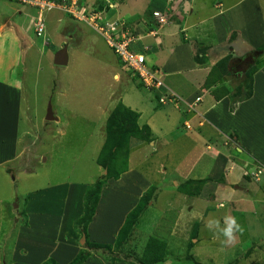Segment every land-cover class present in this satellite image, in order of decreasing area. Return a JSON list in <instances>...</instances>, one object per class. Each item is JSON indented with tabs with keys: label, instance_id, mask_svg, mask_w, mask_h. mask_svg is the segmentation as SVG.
Segmentation results:
<instances>
[{
	"label": "rangeland",
	"instance_id": "obj_1",
	"mask_svg": "<svg viewBox=\"0 0 264 264\" xmlns=\"http://www.w3.org/2000/svg\"><path fill=\"white\" fill-rule=\"evenodd\" d=\"M111 1L115 4L116 11L108 10L107 13L109 15L116 13V18L119 21L123 20L124 26L133 31H137L138 27L140 30V18L148 16L149 6L143 7V0ZM176 1L178 0H173L169 4L171 0H168L167 4L174 9L175 6L172 4ZM193 1V5L200 3L199 0ZM234 1L222 0L221 10L227 9ZM256 1V6L252 4H250L252 7L239 6L236 7L238 10L233 11L235 16L240 15L242 24L233 31L232 28L228 29L227 36L233 32L234 36L229 38V43L224 42L226 44L222 47L225 49L226 45L230 44L236 54L234 57L230 54L226 56L228 69L226 73H223L222 65L216 69L222 73L221 77L225 74L223 76L232 79V89L230 88L228 94L231 108L237 101H241L240 94H246L248 91L252 94V74L264 54L263 14L262 18L256 17L250 20L251 22L247 21L252 17H249L252 11L254 14L260 9L264 11V7L259 8L260 3L264 6V0ZM248 2L250 3V0ZM93 3L94 0H90V5ZM209 3H205L200 10L201 14L206 15L209 12L217 14L218 9L213 8L212 4L209 6ZM168 7H162L161 11L171 15L170 19L172 17L173 22H178V18L182 17L181 13L177 11V14L173 15ZM17 8L23 9L22 14L16 13ZM30 14L27 6L11 0H0V23L4 25L2 29L4 31L9 29L16 37V50L19 51L13 70H20V77L15 71L10 74V77L20 82L17 87L18 94L6 97L4 95L6 90L4 88L0 90L1 131L7 129L9 122L1 109L5 97L10 100L9 105L12 108L15 106L17 112V123L9 127L8 132L13 136L11 138L13 140H0V264H41L48 258H52L58 264H65L78 251H88V256L82 264H140L138 257L142 258L140 253L145 241L152 236L158 240L165 238L163 239L165 259L156 264H252L251 257L258 255L260 258L258 263L264 264V241L259 242L264 240V174L257 180L251 179L258 187L249 190L256 200L249 202L248 210L252 211L251 213L254 211L257 218L256 222L253 221L247 226L257 232V236L251 237L252 232L247 231L244 224H237L238 221L235 222L234 228L230 227L229 221L232 222L230 215L224 216L226 222L224 221L219 211L225 209L228 203L215 205L212 203L207 205L210 206L208 209L205 203L209 201L205 199L210 192L207 190L203 196L204 203L197 207L204 215L206 212L211 213L207 217L210 223L201 230V218L198 220L189 217V220L180 219L177 226H171L175 217H168L167 214L172 211L167 212L166 207L174 200L177 202L183 195L179 191L174 192L175 188L181 189L182 183L176 182L180 175H176L166 187L161 180L168 179L172 173L179 172L178 170L185 171L187 163H190L189 154L175 152L174 156L178 158H174L172 169L170 170L171 164L167 168L165 164L162 165L166 172L171 173L163 175L159 172L161 157L158 153L152 154L148 152L150 148L144 146L141 155L139 157L134 153L129 155L128 162V150L127 167L128 164L132 168L135 167L136 172L142 176L152 168L147 174L148 180L152 183L143 188L139 187L133 177L122 176L123 178L118 180L107 178L102 167L95 162L104 137L105 119L119 101L116 99L117 91L122 90L127 82L137 86L139 92L145 91L150 94L153 92L138 84L104 40L87 25L73 21L60 10H51L45 14L44 32L47 38L45 40L32 31ZM231 14L225 12L221 15L220 20L224 22V26L230 25L228 19H231ZM194 15L192 13L189 17L193 18ZM244 19L246 20L243 21ZM142 23L145 28L141 29L146 31L153 21L148 18ZM46 42L49 44L46 45ZM62 44L67 47V62L65 65H55L52 63L53 53ZM10 52L2 43L0 85L4 84L5 77L2 76H6L5 70L10 65ZM248 56L251 58L249 61L245 60ZM201 57L205 58L203 55ZM242 59L245 61L244 65ZM252 67L254 71L250 73ZM235 73L240 74V79H235ZM6 78L9 79V76ZM152 100L154 102V98ZM47 105L50 106L54 119H46ZM196 115L199 117L198 125L206 122L204 117L199 116L200 113ZM186 124L187 131H190L193 126ZM176 132L182 133L179 132V128ZM131 142L129 149L135 144ZM98 178H102V185L96 200V204L101 200L97 216L101 219L102 215H107V221L104 219L101 221L109 222L108 225L112 217L115 220L111 224L113 227L108 226L106 232L94 224L93 231L86 230L87 224L97 214L96 207L85 227L82 221L78 222L84 216L83 195L87 189L92 188ZM136 186L137 190L133 193L131 189ZM156 186L163 188L164 191H157ZM184 186L189 185L185 183ZM246 186L249 184L246 183ZM121 193L129 194L131 201L129 205L120 208L115 204L122 200ZM143 196L149 197L147 206L132 226L124 243L117 248V232L124 220V214ZM185 199L187 200V197ZM177 203L174 206L179 208ZM12 204H15V207H12ZM212 205L221 209L215 211ZM237 208L234 207L235 210ZM251 213L247 212L248 216L250 215L249 220L253 218ZM159 214L166 216L159 217ZM248 216L245 215L244 218ZM75 222L78 223L74 227ZM82 226L85 233L83 243L80 244ZM159 226L163 227L164 231L160 230ZM98 232H105L106 243L94 244L105 245L106 253H103L101 248L95 251L91 249L94 238L92 235Z\"/></svg>",
	"mask_w": 264,
	"mask_h": 264
},
{
	"label": "crops",
	"instance_id": "obj_2",
	"mask_svg": "<svg viewBox=\"0 0 264 264\" xmlns=\"http://www.w3.org/2000/svg\"><path fill=\"white\" fill-rule=\"evenodd\" d=\"M199 1L200 3L198 5H193V0H178L172 4V6H175L173 9L169 5L173 0L169 4H167L168 0H143V7L146 5L149 6L150 11L147 17L141 16L139 22L140 30L138 27L136 32H143L141 29L144 27L142 22L145 19H151L150 12L152 13L153 10L161 11L162 7H168V5V9H171V14L176 15L178 11L182 17H177L178 22H173L171 17L168 22L160 26H154V23H152L147 29H153L154 34L142 36L134 44L136 45L134 47L144 52L146 64L149 67L158 68L163 82L184 100H191L195 96H200V100L196 105V112L200 113L199 116L204 117L206 122L201 123L200 126L198 125L199 117L196 115L197 113L186 114L181 108L177 109L171 105H158L155 97H153L154 93L139 92L137 86L133 83L129 84L126 82L124 86L126 88L124 89L123 87L124 90H120L121 92L117 91L116 99L138 114L136 123L139 126L145 124L150 129L149 141L135 143L129 149L128 162L129 155L134 153L139 157L144 146L150 148L148 152L159 154L161 157L159 162L161 166L165 164L164 166L167 168L171 164L170 170L173 167L172 162L174 158H178L174 156L175 152L189 154L190 159L188 161L190 163H187L186 170L180 171L176 166L179 172L176 174L172 173L168 179L161 180V183L166 187L168 183L173 181L176 175H180V178L176 180L179 183L201 179H206V181L200 185L196 195L188 194L185 191L175 188L174 192L179 191L183 195L178 200L179 202L177 201L178 203L174 200V202H170L166 207L167 212L170 213L172 211V213L167 214L168 217H175L171 226H177L180 219L187 221L189 217L198 218V220L201 218L202 230L205 225L210 223L207 217L211 213L206 212V215H204L200 213L197 206L207 200L209 202L205 203V206L208 209L210 206L207 205L212 203L214 205L217 203H228L225 209L219 211L220 216L224 218L225 222L224 216H232V222L228 220L231 224L230 227L234 228L236 226L235 222L238 221L237 224H244V227H247V231L252 232L251 237H255L258 233L252 231L247 225L253 221L256 222L255 219L257 216L254 215V211L251 213L252 211L248 210V204L250 201L256 200L249 190H252L255 186L258 187V185L250 178H246L245 172L261 164L264 166V54L260 57L261 62L252 74V94L246 99L237 101L236 105L232 108L230 107V98L228 95L232 89V79L229 80L225 76H222L218 80H210L208 87L204 86V82L206 81L210 67L217 60L229 54L234 57L236 54L230 44L226 45L225 49L222 47V45L230 41L227 36L228 29L232 28L233 31L242 24L240 15L235 16L233 11L235 9L238 10L236 7L239 6L252 7L250 4L256 6L257 1L250 0L249 3L248 0H235L224 11L221 10L223 5L222 0ZM185 2L186 4L183 6ZM206 2H210L209 6L212 4L213 8L218 9L217 14H212L211 12L206 15L201 14L200 10L203 9ZM262 7L264 6L260 3L259 8ZM22 11V8L16 9L17 14H22ZM225 12H228V15L232 13L231 19H228L230 24L228 26H224V22L220 20L221 15H224ZM192 13L195 14L193 18L189 17ZM251 14L249 17H252L247 20L249 22L256 19V17L258 19L260 17L262 18L264 11L260 9L255 14L252 11ZM3 26L0 23V48L3 43L11 52L9 53L10 65L5 70L6 76H2L5 78L3 79L4 84L0 85V90L4 88L6 90V94L4 95L8 97L9 95L15 96V93L18 94L17 87L20 82L10 77V74L15 71L20 77V70H13L16 67V56L19 51L16 50V37L10 33L9 29L4 31L2 29L4 28ZM129 29L133 31V29ZM18 36H21L20 33H18ZM201 55L205 56V58H202ZM8 76L9 79L6 78ZM234 77L235 79H240V74L235 73ZM222 88L226 91L225 94ZM143 93L146 95H142ZM6 97L2 101L1 109L6 114V120H9V122L6 130H0L1 141L4 139L13 140L11 139L13 136L8 134L9 127L17 123L15 106L12 108L9 105L10 100ZM152 98H154V102ZM184 123L191 124L193 126L192 129L187 131L184 128ZM177 128L182 133H175ZM161 166L159 169L161 174L171 173L166 172L164 166ZM151 169H148L146 174L142 176L136 172L135 167L132 168L128 164L127 169L117 180L123 178L122 176L125 178L133 177L139 187L143 188L152 183L147 178L148 171ZM246 183L249 186H246ZM191 186L194 187L195 184H191ZM127 187H129L128 184ZM137 187L131 189V191L133 190V193L136 192ZM189 187L187 186L186 189ZM192 187H190V190L193 189ZM156 188L157 191H164L159 186H156ZM206 190L210 193L204 200L203 196L206 195ZM121 196L123 197H121L122 200L115 204L120 208L129 205L131 201L129 194L121 193ZM186 197L187 200L185 199ZM99 201L96 204L97 214L87 224L86 230L90 229L93 231L92 224H94L106 232L109 229L108 226L112 222H115L114 217H112L110 225H108L109 222L101 221L103 219L107 221V215H102L103 217L101 219L98 218ZM176 203L179 205V208L178 206H174ZM214 205L212 207H214L213 209L215 211L221 209ZM240 206L243 207L240 208ZM168 207L173 209H167ZM188 207L189 210H187ZM234 207H238L239 210L238 208L235 210ZM247 212L251 213V216H253L252 219L249 220L250 215L248 216ZM245 215L248 217L244 218ZM163 216L166 215L159 214V217ZM176 217L179 218L176 219ZM159 229L163 230V227L159 226ZM105 232H98L99 235L93 234L92 237L94 236V238L92 242L106 243L104 241ZM163 239L165 238H162V241H164ZM263 241L261 240L259 242ZM258 256L251 257L253 260L252 264H259L258 261H260V258Z\"/></svg>",
	"mask_w": 264,
	"mask_h": 264
},
{
	"label": "trees",
	"instance_id": "obj_3",
	"mask_svg": "<svg viewBox=\"0 0 264 264\" xmlns=\"http://www.w3.org/2000/svg\"><path fill=\"white\" fill-rule=\"evenodd\" d=\"M59 1V0H57ZM107 3L103 0H94L92 4L93 9H100L103 8L108 11ZM234 34H230L229 38H232ZM230 40V39H229ZM228 56V55H227ZM197 58V57H196ZM226 56L217 60L211 67L206 77V81L204 82V86L208 87L210 84V80L215 81L221 77V72L216 70L219 66H223V73L228 71L226 66ZM254 68L252 67L250 73H253ZM225 75V74H223ZM222 75V76H223ZM139 84V83H138ZM140 85V84H139ZM243 85V82H242ZM251 85V82L249 86ZM239 88V87H238ZM223 90V88H222ZM224 94L226 93L225 90ZM154 97L157 98V92L153 91ZM250 96V91L246 94H240V97L246 99ZM159 105V104H158ZM138 114L131 110L130 108L123 105L121 102H117L113 108L108 113L105 124L103 128V141L101 146L98 150L95 162L105 172V176L111 179H117L119 174L124 172L127 168V153L129 150V143H142L147 142L150 140V129L147 125L143 124L140 127L136 123ZM131 142V143H132ZM263 168L262 165L256 166L254 169ZM246 178H250L247 173L245 172ZM248 174V175H247ZM206 179L201 180H189L184 182L180 186L181 191H185L188 194L196 195L198 193L199 187L203 184ZM188 184L189 186L191 183L195 184L193 189L190 190V187L186 189L187 186L184 184ZM102 185V178H98L92 185V188L87 189L85 194L83 195V204H84V216L78 222L83 223L84 227L89 222L90 217L93 214V210L96 207V200L101 190ZM149 201V197H140L138 203L134 205L124 216V220L118 229V237L116 247L120 246L124 243L125 238H127L132 226L136 223L138 217L140 216L143 209L147 206ZM78 222L74 223V227ZM84 227L82 226L81 234L83 235ZM91 249L96 250L97 248H101L103 253H106L107 249L105 245L101 244H91ZM165 246L164 241L158 240L156 237H148L145 241L143 246L142 252L140 253L142 258L139 259L138 262L140 264H156L161 262L165 259L163 255V248ZM112 256V254H110ZM88 256V251H78L67 263L65 264H82L83 261ZM113 257V256H112ZM41 264H58L52 258L46 259Z\"/></svg>",
	"mask_w": 264,
	"mask_h": 264
},
{
	"label": "built area",
	"instance_id": "obj_4",
	"mask_svg": "<svg viewBox=\"0 0 264 264\" xmlns=\"http://www.w3.org/2000/svg\"><path fill=\"white\" fill-rule=\"evenodd\" d=\"M31 10V29L38 37H45V14L51 10H60L76 22H82L97 33L111 49L115 57L121 62L125 70L134 77L140 86L148 91H156V103L159 105H172L181 108L186 113L195 114L196 105L200 96L191 100H184L180 95L170 89L164 82L161 73L156 67H149L142 50H136L134 44L144 35L154 34L153 29L143 32L131 31L124 26L123 20L119 21L114 15H109L103 8L93 9L90 0H11ZM107 3L108 10L116 11V6L110 0ZM113 16L114 18H111ZM169 14L163 11L153 10L150 18L156 26L165 24L170 20ZM49 44L46 42V45ZM184 128L188 125L184 123ZM251 179H258L264 174V167L252 169L247 172Z\"/></svg>",
	"mask_w": 264,
	"mask_h": 264
},
{
	"label": "water",
	"instance_id": "obj_5",
	"mask_svg": "<svg viewBox=\"0 0 264 264\" xmlns=\"http://www.w3.org/2000/svg\"><path fill=\"white\" fill-rule=\"evenodd\" d=\"M186 2L183 3V6H185ZM66 45L64 44L62 47L59 49H56L53 53L52 57V63L55 65H65L67 62V50H66ZM251 58L248 56L246 57V60L249 61ZM46 119H54V116L52 115V111L50 109V106L47 105V110H46ZM12 207H15V204H12ZM84 240L83 235H81L79 239V243L82 244Z\"/></svg>",
	"mask_w": 264,
	"mask_h": 264
},
{
	"label": "flooded vegetation",
	"instance_id": "obj_6",
	"mask_svg": "<svg viewBox=\"0 0 264 264\" xmlns=\"http://www.w3.org/2000/svg\"><path fill=\"white\" fill-rule=\"evenodd\" d=\"M245 60H246V59H245ZM241 62H242V65H244V62H245V61H244L243 59L241 60ZM239 65L242 66L240 63H239Z\"/></svg>",
	"mask_w": 264,
	"mask_h": 264
},
{
	"label": "clouds",
	"instance_id": "obj_7",
	"mask_svg": "<svg viewBox=\"0 0 264 264\" xmlns=\"http://www.w3.org/2000/svg\"><path fill=\"white\" fill-rule=\"evenodd\" d=\"M110 1H111V0H110ZM111 2H112V1H111ZM112 3H113V2H112ZM113 4H114V3H113ZM30 13H31V10H30ZM88 28H89V27H88ZM63 45H64V44H62V46H63ZM62 46H61V47H62ZM59 48H60V47H58L57 49H59ZM134 79H135V78H134ZM250 179H251V178H250Z\"/></svg>",
	"mask_w": 264,
	"mask_h": 264
}]
</instances>
